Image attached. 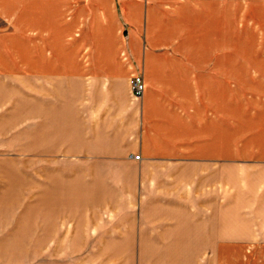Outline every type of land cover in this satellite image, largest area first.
Instances as JSON below:
<instances>
[{
	"label": "crops",
	"instance_id": "1",
	"mask_svg": "<svg viewBox=\"0 0 264 264\" xmlns=\"http://www.w3.org/2000/svg\"><path fill=\"white\" fill-rule=\"evenodd\" d=\"M208 3L220 23L232 15L233 0ZM239 4L241 27L251 10ZM200 14L201 0H0V190L67 195L72 163L58 159L74 154L140 163L146 197L168 207L112 229L115 249L136 253L113 264H264V44L233 51L225 23L207 51L186 50ZM35 219L32 231L0 229L21 236L9 250L72 264L45 254L72 253L57 243L62 218Z\"/></svg>",
	"mask_w": 264,
	"mask_h": 264
},
{
	"label": "rangeland",
	"instance_id": "2",
	"mask_svg": "<svg viewBox=\"0 0 264 264\" xmlns=\"http://www.w3.org/2000/svg\"><path fill=\"white\" fill-rule=\"evenodd\" d=\"M240 1L233 0L232 15L227 11L222 24L208 0H201L200 18L193 24L195 31L199 30L200 32V39L199 42L196 39H188L185 49L207 51L210 47L209 42H212L214 36L220 35L225 23L227 28L231 26L233 29V51L237 53L255 51L258 46L256 39L258 35L262 38L261 44H264V3L259 0H243L249 12L251 10V16L250 23L243 22L240 27L239 23L243 16L241 7H239ZM183 29V31H188L187 23L184 24ZM164 33L165 37L172 35L168 32ZM218 43L216 41L214 44L215 49L218 48ZM75 95L76 93H74ZM77 115L74 114L75 117ZM76 135L74 133V136ZM136 156L141 157L140 154L134 157ZM59 161L72 163L70 193L61 196L58 194L54 201H49L48 197L39 199L36 195L29 194L32 189H23L21 182L18 184V188H12V184L8 185L7 188L0 190L3 193H0L3 195L0 196V229L16 228L32 231L33 223H36L34 218L39 214L40 217L46 218L47 223L49 217L56 216L62 218L61 221L57 220L58 227L66 229L67 232L66 236H58L57 243L66 242L69 246L72 245V253L69 252L66 256V253L57 252L55 257L56 253L47 251L45 254L51 255L52 259L68 258V260H72V264H113L114 260L128 258L130 255L135 259V252H119L117 247L115 249L111 231L114 228L135 226L136 221L131 219L133 214L138 215L146 210L160 211L168 207L166 202L169 197L166 195L156 196L154 194L152 197H146V185L148 184L145 175L151 173L143 172L140 163L131 166L132 164L127 161H113L110 158L93 160L92 157L85 158L74 154L72 157H67L66 160L62 157L61 160L58 159ZM86 164L88 166H85ZM166 174L172 173L163 175ZM171 180L169 181L172 182ZM152 184L155 185L154 182ZM28 185L30 183H26V187ZM154 185L148 188L149 192H160V189L157 190ZM186 185L191 186V183ZM65 216L67 220L64 219ZM138 222L140 225L141 221L137 220ZM20 238L21 236L6 235L2 237L0 235V264H33L32 251L19 249L10 251L7 247L6 240L9 241L8 243L17 244ZM23 239L24 242L25 239H28L29 243L33 244L32 236ZM55 242V236H53L50 244ZM47 244L49 243L47 242Z\"/></svg>",
	"mask_w": 264,
	"mask_h": 264
},
{
	"label": "built area",
	"instance_id": "3",
	"mask_svg": "<svg viewBox=\"0 0 264 264\" xmlns=\"http://www.w3.org/2000/svg\"><path fill=\"white\" fill-rule=\"evenodd\" d=\"M131 91L135 99H142L145 94V83L142 75H136L132 77L131 82ZM140 156L134 157L135 160H140Z\"/></svg>",
	"mask_w": 264,
	"mask_h": 264
}]
</instances>
